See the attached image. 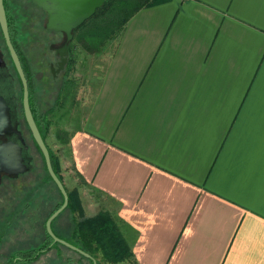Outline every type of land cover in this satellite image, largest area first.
Returning <instances> with one entry per match:
<instances>
[{"label": "crops", "instance_id": "0c3cea01", "mask_svg": "<svg viewBox=\"0 0 264 264\" xmlns=\"http://www.w3.org/2000/svg\"><path fill=\"white\" fill-rule=\"evenodd\" d=\"M111 56L69 143L56 134L86 208L139 264H264V0L143 7Z\"/></svg>", "mask_w": 264, "mask_h": 264}, {"label": "rangeland", "instance_id": "374dc122", "mask_svg": "<svg viewBox=\"0 0 264 264\" xmlns=\"http://www.w3.org/2000/svg\"><path fill=\"white\" fill-rule=\"evenodd\" d=\"M7 1L9 2L6 4L9 8L8 13L13 18L11 23L15 29L12 38L20 45L21 56L29 65V89L35 97V100H32L36 111L34 116L40 125L43 138L50 152L61 156L62 162H64L65 158L69 157V149L65 144L60 146L56 134L57 132H62L63 135L68 134V130L71 127H77L78 119L86 113L94 89L104 76L113 50L117 46L120 35L135 7L136 0H115L104 17L94 18L92 16L82 25L79 32L83 33L84 43L82 50L77 52L79 61L71 74L73 77L69 81L70 87L57 92L50 89L52 87V83H49L50 74H46L47 69L42 61L44 56L48 59L50 49L48 47L35 49L33 45L38 40L50 38L49 33L43 31L44 27L36 12V7L27 3L25 12H23V6L19 4L21 0ZM39 65L42 67V78H47V80L45 78V84L37 79L36 74L40 68ZM54 92L59 94L58 101L60 100V102L51 111L49 109V106L52 105L50 99L54 97ZM82 97L83 104L80 101ZM20 104L17 120L23 131V136L30 146L28 157L32 159V166L28 172L20 174L18 177H5L3 184L0 185V264H16L18 259H20L18 264H93V261L87 256L60 243L55 244L52 249L43 252L38 258L31 261L23 262L19 256L14 258L18 252L25 253L31 249H36L48 240L45 220L62 200L60 191L49 179L43 154L37 147L26 122L22 110V100ZM42 114L46 115V118ZM43 117L45 120H42ZM47 120H50L51 123L49 132H46L44 124ZM31 155L32 157H30ZM62 175L65 177L67 187L70 190L73 188V190L78 191L85 216H94L105 210L99 205H95L91 210L86 208L85 205L89 203V200L84 203L80 188H75V185L80 187L81 182L71 165L63 166ZM94 199L96 200V198ZM97 202L98 200H96ZM73 225L72 211L64 209L56 216L52 227L57 236L72 243L70 234ZM120 231L133 249L128 237V230L120 226ZM95 259L97 264H109L103 260L101 255ZM131 259L133 260H127L120 264H139L135 254Z\"/></svg>", "mask_w": 264, "mask_h": 264}, {"label": "water", "instance_id": "95a60500", "mask_svg": "<svg viewBox=\"0 0 264 264\" xmlns=\"http://www.w3.org/2000/svg\"><path fill=\"white\" fill-rule=\"evenodd\" d=\"M35 2L47 11V28L49 30H54L57 32L66 31L69 35H71L72 31L77 26L92 17L98 8L103 7L106 3V0H35ZM0 25L3 30V34L10 50L13 62L23 84V109L26 122L31 130L35 142L39 146L45 158V163L49 174L64 197L62 205L57 208L47 219L46 230L52 237L53 243H60L69 246L75 251L90 258L93 261V264H97L96 259L90 253L57 236L52 228L53 220L62 210L68 206L69 194L63 181L60 179L53 167L50 150L36 122L30 103L28 78L22 66L19 54L16 51L10 37L4 0H0ZM13 133L18 135L20 141L9 140L0 142V185L2 183L4 174L17 176L26 173L31 169V165L29 166L24 157V151L29 152L30 146L26 142V139L23 136V131L19 128L18 123H13L8 105L2 98H0V136Z\"/></svg>", "mask_w": 264, "mask_h": 264}, {"label": "flooded vegetation", "instance_id": "af4514ba", "mask_svg": "<svg viewBox=\"0 0 264 264\" xmlns=\"http://www.w3.org/2000/svg\"><path fill=\"white\" fill-rule=\"evenodd\" d=\"M4 1H5L7 18H8L10 37H11L12 43H13L16 51L19 54V57H20L21 62H22V66H23L25 73H26V76L28 78L30 75L29 74V65H28V62H25L23 57L21 56L20 45L18 43H16L12 38V34L15 32V29L11 23V19H13V18H11V14L8 13L9 8L7 7L6 4H8L9 2L7 0H4ZM27 3H31L36 7V12L40 17V21H41L42 26L44 27L43 31L44 32L47 31L50 35L49 39L46 38L44 40L43 39L38 40V41L33 43L35 49L36 48L41 49V48H47V47L50 49V55L47 57L48 59H46V56H44L42 58L43 64L45 65L46 69L48 70V71L46 70V74L47 73L50 74L51 80L49 81V83L50 82L52 83V87L50 89H51V91H55V92H57L58 90L64 91L65 88L68 87L69 81H70L71 77H73V76H71V74L76 69L77 63L79 61V55L77 53V60L75 62H73L74 57H73L72 53L81 51L83 43H84V38L77 39V40H75V39L80 34V32H79L80 28L88 19L85 20L83 23H81L79 26H77L72 31L71 35H69L66 31H58L57 32L54 30H49L47 28V24H48L47 11L44 8H42L40 5H38L35 2V0H21V3H19V4L23 6V8H22L23 12H25V7H26ZM74 41H75V43H74ZM19 48H20V50H19ZM41 64H42V62H41ZM39 67L40 68H39V70H37V74H36L37 79L40 82H42L43 84H45L47 78L46 77L42 78V72H41L42 67L40 65H39ZM45 78H46V80H45ZM59 80H60V82H59ZM29 81H30V79L28 78V83H29ZM21 90H22V94H21ZM29 91H30V89H29ZM55 92H54V96L56 95ZM0 98H2L4 100V102L8 105V107L10 109V114H11L13 123H18L19 128L21 129L20 123L17 120V116H18V113L20 111L21 100H22V110L24 113V109H23V84H22L21 78L18 74L17 68L13 62V59H12L10 50L8 48L6 39L4 37L1 25H0ZM32 100L34 101L35 97H34V93L30 92V103H31V107H32V110L34 113V112H36L35 111V104L32 103ZM49 109H51V106H49ZM9 140L20 141L18 138V135L14 134V133L8 134L5 136H0V142L9 141ZM24 157L26 159V162H28L29 166L30 165L32 166V159L28 157L27 151H24ZM18 176L19 175L10 176V175L4 174L1 185L4 182L5 177L13 178V177H18ZM19 257H21L23 259L22 256H19Z\"/></svg>", "mask_w": 264, "mask_h": 264}, {"label": "trees", "instance_id": "16d2710c", "mask_svg": "<svg viewBox=\"0 0 264 264\" xmlns=\"http://www.w3.org/2000/svg\"><path fill=\"white\" fill-rule=\"evenodd\" d=\"M113 1L115 0H106V4L103 7H100L96 11V13L93 15V17L94 18L104 17L107 13V10L110 8L111 4L113 3ZM161 1H164V0H136L135 7L130 15L131 16L134 15L137 11H139L143 7L151 6ZM82 35L83 33L80 32L79 34L80 37L78 36L79 37L78 39L84 38L82 37ZM72 55L74 57L73 62H75L77 60V52L72 53ZM68 87H70V83L68 84ZM36 122H37V119H36ZM37 124L38 126H40L38 122ZM44 124L46 127V132H49V127L51 125L50 120H47L46 122H44ZM40 131H41V128H40ZM41 133L43 132L41 131ZM57 135L59 136L60 139L62 138V140L64 141L63 143H66V144L69 143V141L66 142V139L64 138L66 135H63L62 132H57ZM37 147L39 148L38 145ZM29 153H30V149H29V152H27V154L29 155ZM50 154H51L53 167L56 173L58 174V176L60 177V179L64 182V178L62 175L63 168L61 166V159H60L61 156L59 157L56 153L52 154L51 152ZM30 157H32V155ZM44 162H45V158H44ZM45 166H46V163H45ZM46 169H47V166H46ZM48 176H49V179L53 181L49 172H48ZM56 187L58 188L57 185ZM65 187L69 194V203L65 209H70V211H72L73 221H74V225H73V228L70 234L71 242L75 244L76 246L82 248L83 250L87 251L88 253H90L94 258L101 255L103 260L109 264H120L127 260H133L131 259L134 256L133 249L127 243L126 239L124 238L122 232L120 231V226L118 225V222L113 218L112 214L106 210H102L94 216H85L83 214V209L81 206L80 196H79L78 191L75 189L70 190L67 188L66 185ZM63 201H64V197L62 195L61 202H59L56 205V207L49 213L47 218L57 208H59L62 205ZM47 218L45 220V231H46L48 240L36 249H31L29 251H26L25 253L18 252L14 256V258L19 255L23 257L22 259L23 262L31 261L33 259L38 258L43 252L52 249L54 245L57 244V243L52 244L53 239L46 230ZM17 262L18 260L16 261V264H18Z\"/></svg>", "mask_w": 264, "mask_h": 264}]
</instances>
